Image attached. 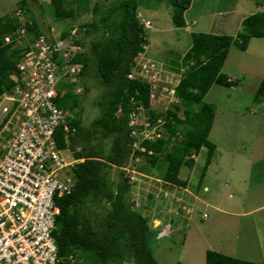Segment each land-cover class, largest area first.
<instances>
[{"label":"trees","instance_id":"trees-1","mask_svg":"<svg viewBox=\"0 0 264 264\" xmlns=\"http://www.w3.org/2000/svg\"><path fill=\"white\" fill-rule=\"evenodd\" d=\"M102 1L91 5L89 0H73L74 7L69 6L68 0H50L49 3L57 22L73 18L76 13H91L92 20L83 25L85 37L90 34L98 37L91 39L88 45L81 37L76 40L82 51L76 53L69 63L80 66L78 80L84 81L89 76L103 87L98 100L99 115L87 128L82 126L80 115L74 113L86 99V95H82L80 100L81 95L75 93L77 83L66 77L60 90L64 93L59 92L56 99L59 107L73 112L69 125L76 130L68 136L66 145L63 133L58 129L55 134L58 146L62 149L68 147L75 159L82 160L71 169L75 181L72 191L55 198L59 214L53 237L58 256L73 257L71 263L67 260L64 264H159L150 247L154 235L150 228L151 215L133 208L130 199L132 183L121 169L133 150L128 127L130 116L139 107L148 108L151 101L150 85L146 81L128 78L135 58L147 46L146 33L138 21L136 0ZM169 1L172 26L184 28V12L192 0ZM19 7L29 13L26 0H22ZM32 19L33 25L27 30L34 37L44 34ZM242 26V31L235 37L190 34L191 46L181 59L184 72L177 88L180 103L162 116L165 119L163 137L155 142L141 143L154 153L148 160L152 166L157 165L159 157L163 159L165 168L161 179L167 183L186 187V181L179 178L180 170L182 167L192 169L191 155L202 149L207 150V156L200 181L205 176L216 149L208 139L215 106L202 100L214 83L226 88L237 86V81L221 74V69L232 45L245 51L252 38H264V11L244 18ZM18 27L17 20L0 17V94L12 86L10 75L15 72L20 58L19 48L13 43L4 44L3 37L14 33ZM68 33L63 31L62 36H68ZM256 97L264 99V77L256 90ZM160 115L154 111L150 113L152 120ZM99 139L111 140L107 152L96 143ZM112 168L120 170L116 184L110 177ZM205 264L255 263L208 250Z\"/></svg>","mask_w":264,"mask_h":264},{"label":"rangeland","instance_id":"rangeland-1","mask_svg":"<svg viewBox=\"0 0 264 264\" xmlns=\"http://www.w3.org/2000/svg\"><path fill=\"white\" fill-rule=\"evenodd\" d=\"M21 1L0 0V17H10ZM26 1L28 15L46 27L44 31L41 28L42 32L53 29L55 35L77 29V34L87 45L98 37L97 34L85 37L83 25L92 20L91 13H76L73 18L57 22L50 0ZM89 1L93 5L102 0ZM136 1L139 20L143 18L151 23V28L145 29L147 56L167 65L179 63L191 46V36L186 29L172 26L170 1ZM68 4L74 7L73 0H68ZM202 4L210 11L215 25L230 22V29L221 31L222 35L229 36L242 31V18L264 11V0H193V12H197ZM208 21L201 16L196 19L195 26L189 18V26L203 30ZM221 73L237 81V86L226 88L214 83L203 99L204 103L215 106L209 140L216 146L212 164L203 179L200 181L205 149L194 156L193 169L181 168L179 177L187 186L175 187L179 191L175 198L156 181L162 178L165 168L162 158L159 157L154 167L143 159L141 164L144 166L135 168L138 174L133 176L135 180L130 195L133 208L151 215L152 228L160 230L166 223L163 226L165 231L170 229L171 232L170 236L152 237L150 241L153 256L159 264H205L208 250L244 261H254L257 257L264 259V210L260 211L264 206V99L256 97V90L264 77V38H252L245 51L233 45ZM78 79L75 75L67 80L77 83L76 89L81 90L80 100L86 95L74 113L80 115L82 126L87 128L99 115L98 100L103 87L89 76L84 81ZM82 83L87 85L83 87ZM71 114L73 116V112ZM96 143L106 152L111 146L110 139H99ZM64 154L68 160L73 158L66 151ZM126 169L123 171L129 176V168ZM119 173L118 168L110 171L114 184L119 180ZM160 188L163 191L159 192ZM181 198L184 199L182 205L178 202L182 201ZM147 200L152 202L147 203ZM146 203L148 206L144 208ZM184 206H188L185 211Z\"/></svg>","mask_w":264,"mask_h":264},{"label":"built area","instance_id":"built-area-1","mask_svg":"<svg viewBox=\"0 0 264 264\" xmlns=\"http://www.w3.org/2000/svg\"><path fill=\"white\" fill-rule=\"evenodd\" d=\"M10 17L19 27L3 40L19 48L20 58L10 75L12 86L0 94V264H64L53 237L59 214L55 198L72 191L71 168L78 160H67V150L56 141L58 129L66 145L68 136L76 131L69 125L71 112L59 107L56 99L59 92L64 93L60 90L66 77L80 70L79 65L69 63L82 51L75 42L80 37L77 29L65 37L61 32L54 35L53 29L34 37L27 30L33 21L26 11L18 7ZM144 25L149 27L148 22ZM128 78L146 81L150 98L164 109L178 101L174 86L179 74L147 59L144 53ZM148 118L142 110L133 112L129 122L133 150L125 169L129 168L131 182L142 161L135 152L146 153L140 143L156 141L162 135L164 121Z\"/></svg>","mask_w":264,"mask_h":264},{"label":"clouds","instance_id":"clouds-1","mask_svg":"<svg viewBox=\"0 0 264 264\" xmlns=\"http://www.w3.org/2000/svg\"><path fill=\"white\" fill-rule=\"evenodd\" d=\"M20 8V7H19ZM27 13V15L29 14L28 12H26ZM30 18H31V20L33 21V19H32V17L30 16V15H28ZM137 17H138V15H137ZM138 21H139V23L143 26V28H144V30L145 29H150L151 28V23L148 21V20H144L143 18L142 19H140L139 20V18H138ZM145 22H148L149 23V27H146L145 25H144V23ZM71 31V30H70ZM70 31H68V32H70ZM49 32V29L44 33V34H46V33H48ZM61 33L63 32V31H60ZM239 32V31H238ZM193 33V32H192ZM195 33V32H194ZM198 33V32H197ZM199 33H202V32H199ZM32 34V33H31ZM191 34V33H190ZM232 37H235V36H232ZM146 50H147V46H145L144 48H143V51L142 52H140V54L141 53H144V56L147 58V59H149V60H151V61H153V62H155L156 64H158L159 66H163L164 68H166V69H170V70H173L174 72H176L177 74H179V79L177 80V84L174 86V90H175V97H176V99L178 100L176 103H174L172 106H174V105H177V104H179L180 103V99L178 98V96H177V88H178V86H179V84H180V81H181V78H182V75H183V72H184V68L181 66V61L177 64V65H167V64H165V63H159V61H155V60H153V59H151V58H149L148 56H147V54H146ZM186 53V52H185ZM184 53V54H185ZM140 54L138 55V58H139V56H140ZM183 57V56H182ZM138 58H135V60H134V64H135V62H136V60L138 59ZM134 64L132 65V67H131V69L133 68V66H134ZM131 72V71H130ZM79 73V72H78ZM78 73L76 74V76H78ZM222 74V73H221ZM226 76V75H225ZM230 79V78H229ZM139 80V79H138ZM230 80H233V79H230ZM151 90V89H150ZM81 92V90H80V88H77V89H75V93H77V94H79ZM150 95V94H149ZM206 96V95H205ZM150 104H149V107L148 108H143V107H139L136 111H134V112H141L142 110H144L146 113H148L149 114V118L147 119V120H149V121H157L158 119H160V120H163L164 121V124H165V119L163 118L164 117V115L166 114V112L168 111V110H171L172 109V106L170 105L167 109H164L162 106H158V105H156V103H158V102H154L151 98H150ZM202 102H203V100H202ZM151 111H154V112H156L157 114H161L159 117H157L155 120H152L151 119V116H150V113H151ZM133 113V112H132ZM72 115V114H71ZM132 115V114H131ZM181 115V114H180ZM179 115V116H180ZM163 116V117H162ZM73 117V116H72ZM181 117V116H180ZM215 117V116H214ZM130 119H131V116H130ZM214 121V120H213ZM129 122H130V120H129ZM129 122H128V127H129ZM164 124H163V126H162V135H161V137L160 138H162L163 137V134H164V132H165V128H164ZM213 125V124H212ZM212 128V127H211ZM211 131V130H210ZM129 132H130V127H129ZM130 135V134H129ZM209 135H210V133H209ZM160 138H158V139H160ZM157 139V140H158ZM208 139H209V137H208ZM173 140H174V138H173ZM144 141H147V140H144ZM210 141V140H209ZM143 142V141H142ZM141 142V143H142ZM150 142H155V141H150ZM211 142V141H210ZM140 143V146L142 147V148H144L145 150H146V148L145 147H143L142 146V144ZM212 143V142H211ZM65 150H67L66 152L67 153H69V155L70 154H72V151L67 147ZM77 151H79L80 149L79 148H77L76 149ZM202 150H204V149H202ZM201 150V151H202ZM206 150V149H205ZM216 150V149H215ZM149 150H146V153L144 152V153H142V152H140V151H136L137 153H139V154H136V152H135V154L136 155H139L140 157H141V159H142V161H143V159L147 162L148 160H149V156L147 155V152H148ZM200 151V152H201ZM152 152V151H151ZM199 152V153H200ZM198 153V154H199ZM154 154V153H153ZM198 154H192L191 155V159H193L194 158V156L195 155H198ZM65 155H67V154H65ZM144 155V156H143ZM130 156V155H129ZM152 156V155H151ZM150 156V157H151ZM206 156H207V150H206ZM128 159H129V157H128ZM206 159V158H205ZM67 160H68V158H67ZM71 160H78V162L79 161H81L82 159H75L74 157L73 158H71ZM71 160H69V161H71ZM142 161H141V163H142ZM77 162V163H78ZM128 162V161H127ZM211 162H212V160H211ZM76 163V164H77ZM75 164V165H76ZM149 164V163H148ZM211 164V163H210ZM74 165V166H75ZM144 166V164H140L137 168L138 169H140V167H143ZM195 165V164H194ZM126 166V165H125ZM155 166V165H154ZM153 166V167H154ZM209 167V166H208ZM73 168V167H72ZM71 168V169H72ZM123 168V170L125 169V167H122ZM193 169V168H192ZM208 169V168H207ZM125 172V171H124ZM126 173V172H125ZM140 173H143V174H145L144 172H140ZM126 175H127V173H126ZM127 177H129V176H127ZM155 179V178H154ZM181 180H183V179H181ZM129 181H130V179H129ZM156 181L157 182H160L162 185V187H163V189H165L166 191H168V190H171L172 191V189L173 190H176V191H178L177 189H175V187H177V188H183V187H178V186H175V185H172V184H170V183H167V182H165V181H163L162 179H156ZM185 181V180H184ZM131 182V181H130ZM132 183V187H133V185H134V182H131ZM161 189V191H163L162 190V188H160ZM168 189V190H167ZM171 191H169L170 193H171ZM179 192V191H178ZM173 193V196L172 197H176L177 196V193L175 194L174 192H172ZM154 195H155V193H154ZM153 195V196H154ZM152 196V195H151ZM160 196H162V194L160 193ZM182 199V198H181ZM178 202H180V205H182L183 203H184V199H182V201H178ZM178 204V203H177ZM179 205V204H178ZM188 206H184L183 207V210L185 211V209L187 208ZM152 220H153V218L150 220V228L154 231V230H157V232H154V235H153V237H155L156 239H161L163 236H170V234H171V232H170V229H168L167 230V232H165L164 233V227L167 225L166 223H165V225H163L162 226V228L160 229V230H158V228H152V226H151V223H152ZM69 257H71V259H69ZM69 257H67V258H64V261H69L70 263L73 261V257L72 256H69ZM69 263V264H70Z\"/></svg>","mask_w":264,"mask_h":264},{"label":"crops","instance_id":"crops-1","mask_svg":"<svg viewBox=\"0 0 264 264\" xmlns=\"http://www.w3.org/2000/svg\"><path fill=\"white\" fill-rule=\"evenodd\" d=\"M199 1H203V0H199ZM192 2H193V0L191 1V4H192ZM195 6H197V3L195 4ZM200 8L197 10V12H193V10H194V8L193 7H191V5H190V7L184 12V21H185V27L184 28H177V29H186L187 30V32L190 34V33H192V32H194V31H197L198 33L199 32H203V31H205V32H203V33H210V34H214V35H222L221 34V31H226V30H228V29H230V22L229 23H225V21H224V23H222L221 25H219V26H217V25H215V23H214V21H212V19H211V13H210V11L206 8L205 9V6L202 4L201 6H199ZM139 9V8H138ZM199 12H201V14L199 15ZM202 16V19L203 20H206V19H209V21L207 22V26L206 27H203V30H198L197 28H195V27H190L189 26V18H190V20L192 21L191 23H192V25H197V23H196V19H198V18H200ZM243 19L244 18H242V21H243ZM242 21H241V24H242ZM40 27L41 28H43V31L46 29V27H44V25H43V23H41L40 24ZM201 28V27H200ZM230 34V33H229ZM235 36V35H234ZM250 43V42H249ZM249 45V44H248ZM233 46V45H232ZM231 46V47H232ZM190 48V47H189ZM247 48H248V46H247ZM240 50V49H239ZM241 51V50H240ZM228 55H229V52H228ZM228 55H227V57H228ZM227 59V58H226ZM226 61V60H225ZM225 63V62H224ZM224 66V65H223ZM223 68V67H222ZM222 70V69H221ZM227 76V75H226ZM228 77V76H227ZM228 78H230V77H228ZM231 79V78H230ZM214 120H215V117H214ZM214 123V122H213ZM212 128H213V125H212ZM212 128H211V131H212ZM211 131H210V133H211ZM211 164H212V162H211ZM210 164V165H211ZM210 165H209V167H210ZM208 170V169H207ZM180 178V177H179ZM181 179V178H180ZM168 190V189H167ZM168 191H170V190H168ZM172 192H174L175 194L176 193H178V191H176V190H173L172 189ZM171 192V193H172ZM262 207V209L260 210V211H263L264 209V206H261ZM258 226V225H257ZM256 229H257V227H256ZM260 229H261V225H260V227L258 228V230L260 231ZM247 261V260H246ZM259 261H264V259H263V257H261V258H259V257H257V259H254V261H249V262H253V263H255V264H259ZM182 263V262H181ZM183 264V263H182Z\"/></svg>","mask_w":264,"mask_h":264}]
</instances>
